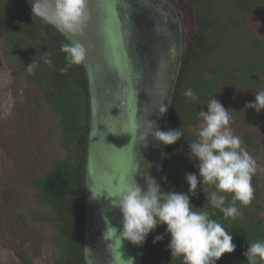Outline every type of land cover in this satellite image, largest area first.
<instances>
[{
	"label": "trees",
	"instance_id": "trees-1",
	"mask_svg": "<svg viewBox=\"0 0 264 264\" xmlns=\"http://www.w3.org/2000/svg\"><path fill=\"white\" fill-rule=\"evenodd\" d=\"M186 1L192 7L195 29L185 35L180 23L179 65L165 125V130L179 128L184 136L172 145H164L159 168L156 169L157 183L162 191L164 188L185 193L188 190L185 173L197 171L186 154L189 140L198 138L190 128L200 119L199 111L206 107V101L216 98L228 109L231 118L238 121V129L245 131L240 139L248 151L249 146H255L249 141L246 130L257 123L260 112L250 108L245 110V104L253 101L257 92L264 91V39L241 22L246 15L264 17V0ZM170 40L167 38L166 42L170 43ZM171 42L174 43L173 38ZM65 43H70L66 36L32 13L24 0H0V44L3 52L26 67L25 78L39 91L34 97L35 106L45 105L55 116L59 144L64 154L51 160L45 173L32 181L37 200L48 207L47 212L35 216V219L50 223L55 229V244L59 252L57 264H87L84 211L89 131L88 82L82 63L68 66L65 54L60 50ZM45 54L52 60L51 67L43 62ZM164 57L167 67L174 68L176 58L167 52ZM33 61L37 67L29 73L27 66ZM160 67L162 63L157 70ZM157 70L150 77L149 85L161 79ZM172 76L171 71L155 103H152L155 106L152 111L158 112L156 107L165 105ZM149 87H145L148 93L142 95V110L150 96L152 88ZM189 88L197 94L196 101L185 97L184 92ZM252 186L254 197L251 204L242 207L236 202L241 212L236 219L224 218L218 209L211 207L207 194L214 190L213 186L202 184V191L198 185L196 195L191 197L193 211L214 214L212 218L233 236L236 249L223 254L217 264H247L243 253L248 244L264 240L263 218L256 212L258 206L254 203L259 196L255 176ZM230 202L231 194H227L226 203ZM164 232L165 226H158L148 235L142 249L136 247L134 258L140 254L139 264H183L182 257L172 258L166 248L170 239L168 235L153 243L154 237ZM18 256L22 264H30L23 256ZM132 261L134 263V259Z\"/></svg>",
	"mask_w": 264,
	"mask_h": 264
},
{
	"label": "clouds",
	"instance_id": "clouds-1",
	"mask_svg": "<svg viewBox=\"0 0 264 264\" xmlns=\"http://www.w3.org/2000/svg\"><path fill=\"white\" fill-rule=\"evenodd\" d=\"M87 0H52V13L45 17L62 33H76L80 30L85 17ZM32 13L43 15L38 3H33ZM61 52L69 67L79 65L86 59V49L78 41L61 45ZM43 62L52 66L48 54ZM37 67L35 61L27 66L29 73ZM66 69H61L65 71ZM191 101L198 99L191 89L184 92ZM212 96V95H211ZM209 96V97H211ZM254 100L245 104L246 109L259 113L264 109V91L254 95ZM207 110H200L202 122L196 133L197 139L188 143L187 156L194 159L196 172L185 173L187 192L161 190L160 184L152 179L146 189L135 179L122 183L119 196L113 206L118 207L122 216L118 234L122 240L142 247L148 235L158 226L164 225L165 232L157 235L153 243L159 242L164 235L170 237L166 248L171 257H182L183 264H217L225 253L236 249L233 236L208 211H193L191 197L196 195L198 185L213 186L207 200L213 209H218L224 218L236 219L241 215L236 202L242 207L251 204L254 197L252 178L257 172V162L242 146L243 142L230 127L231 116L228 109L216 98L206 101ZM167 111L164 104L158 108V115ZM151 134L153 140L162 145L176 143L184 133L178 129L160 130L156 121H149L144 139ZM227 194L231 202L226 203ZM247 264H264V240L248 244L243 253Z\"/></svg>",
	"mask_w": 264,
	"mask_h": 264
},
{
	"label": "water",
	"instance_id": "water-1",
	"mask_svg": "<svg viewBox=\"0 0 264 264\" xmlns=\"http://www.w3.org/2000/svg\"><path fill=\"white\" fill-rule=\"evenodd\" d=\"M150 1L155 3L160 0H87V3L92 5L91 14L89 16L86 6L80 30L72 34L60 31L70 43L78 41L86 49V59L82 64L89 95L84 211V252L87 264H127L126 245L117 243L116 240L117 244L114 248L103 222L101 206L104 200L99 192L105 189L102 183L104 180L100 183L94 179L95 174H90L88 171L90 168L93 171L95 161L96 165H99V161L103 158L106 174L110 171L112 173L110 178L114 177L115 180L112 192L115 198L119 196L123 182L135 179L137 164L134 160L131 139L133 140L136 130L137 133L139 130L145 133L148 120L153 121L155 118L152 110H142L144 103L142 95L148 90L145 87L151 88L153 85L152 83L149 85L146 78L156 67L157 60H162L163 71L169 69L165 59L162 58L166 52L170 53L165 38H161L157 33L154 34L155 30L152 27L147 28L145 23V13L152 9H149ZM34 2L36 0H24L31 12ZM37 3L38 10L43 15L34 14L47 22L45 17H49L52 13V0H37ZM169 7L176 27L171 28L170 25L168 29L175 31L179 41L180 20L175 8L171 5ZM178 47L179 44L174 48L175 53H173V58H176L175 66L169 71L173 72V76L165 103L167 111L179 65ZM167 111L156 119L160 130H165ZM156 143L158 149L156 169H158L164 145ZM150 150L151 147L148 145L143 150V162L147 163V166ZM112 167H115L114 171ZM103 193L105 194V191ZM109 195L111 196V193ZM100 198L101 203H99ZM115 198L112 199L115 201ZM114 254L118 257L116 263L111 260ZM139 262L140 254L136 264Z\"/></svg>",
	"mask_w": 264,
	"mask_h": 264
},
{
	"label": "rangeland",
	"instance_id": "rangeland-1",
	"mask_svg": "<svg viewBox=\"0 0 264 264\" xmlns=\"http://www.w3.org/2000/svg\"><path fill=\"white\" fill-rule=\"evenodd\" d=\"M170 1L178 12L184 34H191L195 29L191 5L186 0ZM241 22L264 39V17L246 15ZM3 49L0 44V264H22L18 254L30 264H57L56 232L50 223L35 219L47 212L48 207L37 200L32 184L33 179L45 173L51 160L64 155L59 144L57 120L47 106H35L38 88L25 78L26 67L5 54ZM161 62L157 60V68ZM168 68L164 71L162 67L156 69L161 79H157L149 90L145 111L155 107L152 103L165 84L171 66ZM202 110L206 111L207 107ZM155 112L153 121L158 115L157 110ZM201 122L200 117L190 132L196 134ZM230 127L240 138L245 132L238 129V121L234 118H231ZM247 129L249 141L255 146H249L248 152L257 162L254 176L259 196L254 203L264 222V109L260 111L257 123ZM154 144L157 146L155 142L151 145ZM191 161L196 163L194 159Z\"/></svg>",
	"mask_w": 264,
	"mask_h": 264
},
{
	"label": "flooded vegetation",
	"instance_id": "flooded-vegetation-1",
	"mask_svg": "<svg viewBox=\"0 0 264 264\" xmlns=\"http://www.w3.org/2000/svg\"><path fill=\"white\" fill-rule=\"evenodd\" d=\"M154 1V0H153ZM150 11L148 13H145V23H147V28H151L155 31V33H157L161 38H165L164 40L166 41V39L170 38V42L175 41V43L173 44H169L166 42V44L168 45V49L170 50V53L173 55V53H175L174 48L177 47L178 44H180V40H181V32H180V36H179V41H177V35L175 33V31L173 30H169L168 28L171 25V28L176 27V22L174 20V17L172 15V12L170 10L169 5H171L173 8H175L173 6V4L171 3V1H166V0H160L158 2L155 1L152 2L150 1ZM176 10V8H175ZM177 15L178 12L176 11ZM150 17V18H148ZM179 17V15H178ZM149 20V21H147ZM163 23V24H160ZM155 28V29H154ZM157 69V66L154 67V69H152V72L150 75H148V77L146 78V82L150 81V77L153 74H156L155 70ZM139 110H141V107L139 108ZM152 113H154L155 115V111H153ZM158 113V112H157ZM161 116L157 115V119H159ZM133 141V142H132ZM156 143L157 141H154L151 134H149L146 139H144L143 137V131L139 130V132L134 133V138L133 140L131 139V145L134 148V155H135V162H136V168H135V180L136 182L142 187V189H146L147 185H150L152 183V179L155 180V182L157 183V179H156V162H157V154H158V149L155 146V144L152 146V143ZM150 146L151 150L149 153V160H148V166L146 165L147 163L143 162V150L145 149V147ZM157 145V143H156ZM105 154V153H104ZM102 159L99 161V165H96V161H95V168L89 169V173L95 174V180L99 181L101 183L102 180H104L102 183H104V188L102 189L99 194L100 196L103 198L104 201H102L103 205L101 206V210H102V214H103V222L104 225L106 227V229L108 230V234L110 237V240L113 241L114 244V248L116 246V244L122 243L123 245H126L127 248V254H126V261L127 264H131L133 263V259H134V263H137V259L134 258V256L136 255V245H133L132 243H130L127 240H122V237L118 234L120 228H121V220H122V216L121 213L119 211L118 207H115L112 205V203H115V201L113 200L114 194H112L113 192V187H114V177L110 178V176H112V173H110V171L108 172V174H106V171L103 167V163H102ZM92 161V160H91ZM98 164V163H97ZM97 166V167H96ZM113 171L115 170V167H112ZM110 170V169H109ZM141 171V172H140ZM88 173V175H89ZM145 177V178H144ZM93 179V178H92ZM105 191V194L103 193ZM111 193V196L109 195ZM113 198V199H112ZM118 197H116L115 199H117ZM99 203H101V198ZM85 226V225H84ZM84 234H85V229H84ZM117 240V243L115 242ZM138 257V256H137ZM118 257L114 254L113 258L111 259L112 262L117 261ZM116 263V262H115Z\"/></svg>",
	"mask_w": 264,
	"mask_h": 264
},
{
	"label": "snow or ice",
	"instance_id": "snow-or-ice-1",
	"mask_svg": "<svg viewBox=\"0 0 264 264\" xmlns=\"http://www.w3.org/2000/svg\"><path fill=\"white\" fill-rule=\"evenodd\" d=\"M91 8H92V5L87 3V9H88L89 16L91 14Z\"/></svg>",
	"mask_w": 264,
	"mask_h": 264
}]
</instances>
